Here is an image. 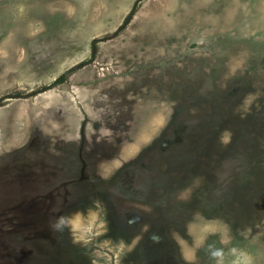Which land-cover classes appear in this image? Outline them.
<instances>
[{"label": "rangeland", "instance_id": "374dc122", "mask_svg": "<svg viewBox=\"0 0 264 264\" xmlns=\"http://www.w3.org/2000/svg\"><path fill=\"white\" fill-rule=\"evenodd\" d=\"M0 264H264V0H0Z\"/></svg>", "mask_w": 264, "mask_h": 264}, {"label": "water", "instance_id": "95a60500", "mask_svg": "<svg viewBox=\"0 0 264 264\" xmlns=\"http://www.w3.org/2000/svg\"><path fill=\"white\" fill-rule=\"evenodd\" d=\"M95 52V51H94Z\"/></svg>", "mask_w": 264, "mask_h": 264}]
</instances>
